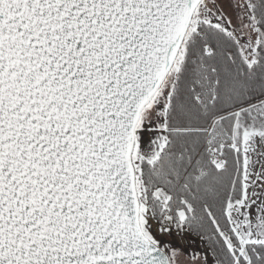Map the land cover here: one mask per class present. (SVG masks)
<instances>
[{
	"label": "snow or ice",
	"instance_id": "obj_1",
	"mask_svg": "<svg viewBox=\"0 0 264 264\" xmlns=\"http://www.w3.org/2000/svg\"><path fill=\"white\" fill-rule=\"evenodd\" d=\"M264 264V0H0V264Z\"/></svg>",
	"mask_w": 264,
	"mask_h": 264
},
{
	"label": "rangeland",
	"instance_id": "obj_2",
	"mask_svg": "<svg viewBox=\"0 0 264 264\" xmlns=\"http://www.w3.org/2000/svg\"><path fill=\"white\" fill-rule=\"evenodd\" d=\"M160 238L165 241L172 242L184 249L185 255L181 257L182 264H188V256L193 252L200 251L203 247L199 237H197L195 234H191L182 238L165 234Z\"/></svg>",
	"mask_w": 264,
	"mask_h": 264
}]
</instances>
